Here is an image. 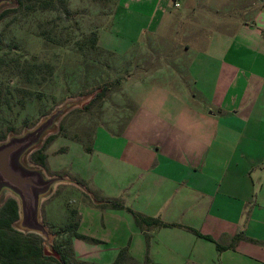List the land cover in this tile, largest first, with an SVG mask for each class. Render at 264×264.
<instances>
[{
  "label": "crops",
  "instance_id": "1",
  "mask_svg": "<svg viewBox=\"0 0 264 264\" xmlns=\"http://www.w3.org/2000/svg\"><path fill=\"white\" fill-rule=\"evenodd\" d=\"M136 1L138 139L98 129L92 150L120 143L108 158L133 172L124 206L168 225L103 209L114 257L80 256L72 238L74 257L110 264L126 247L137 264H264V0ZM128 142L135 163L121 160Z\"/></svg>",
  "mask_w": 264,
  "mask_h": 264
},
{
  "label": "rangeland",
  "instance_id": "2",
  "mask_svg": "<svg viewBox=\"0 0 264 264\" xmlns=\"http://www.w3.org/2000/svg\"><path fill=\"white\" fill-rule=\"evenodd\" d=\"M143 19L136 0H64L51 9L22 6L0 18V135L20 134L66 101L81 104L58 119L61 128L43 149L45 175L77 184L57 182L39 207L51 243L67 254L68 264L91 263L74 257L71 239L76 237L69 226L77 218V232L104 241L76 238L78 255L106 263L118 245L101 225L107 221L104 210L92 202L121 199L124 181L133 179V172L108 158L120 152V143L109 149L102 138L96 150L92 145L97 133L104 135L98 129L138 139V113L133 110L138 89L145 86L138 83V26ZM101 85L109 88L103 99L82 109L86 96ZM136 149L128 142L121 160L135 163ZM8 197L4 192L0 203ZM85 206L96 208V215L81 209L79 214ZM128 264L137 263L131 257Z\"/></svg>",
  "mask_w": 264,
  "mask_h": 264
},
{
  "label": "water",
  "instance_id": "3",
  "mask_svg": "<svg viewBox=\"0 0 264 264\" xmlns=\"http://www.w3.org/2000/svg\"><path fill=\"white\" fill-rule=\"evenodd\" d=\"M13 5L14 0H0V10ZM86 98L88 100L90 96ZM79 105L73 100L66 101L42 116L31 128L20 134L9 133L0 140V197L4 192L11 194L18 212L13 227L38 235L46 249L50 248L52 235L40 219L41 199L52 192L57 182L69 184L73 181L67 177L45 175L41 166L29 161L28 155L40 147L47 135L58 130L57 121L63 114Z\"/></svg>",
  "mask_w": 264,
  "mask_h": 264
},
{
  "label": "trees",
  "instance_id": "4",
  "mask_svg": "<svg viewBox=\"0 0 264 264\" xmlns=\"http://www.w3.org/2000/svg\"><path fill=\"white\" fill-rule=\"evenodd\" d=\"M64 0H14V5L6 7L0 10V18L9 13H14L18 8L24 6L27 8H39V9H51L55 8L56 2H63ZM93 39V38H91ZM1 49V48H0ZM0 58V64H1ZM27 76V73H26ZM109 88L106 85H101L87 102L81 107L82 109L91 106L92 102L102 100L104 93ZM61 126H58V130ZM57 130V131H58ZM7 133L0 135V140L4 139ZM56 133L47 135L39 148L29 153L28 159L31 163L36 164L44 168V162L46 155L43 151L44 146L48 143ZM97 208L105 209H123L132 218L134 225L139 230H148L151 227L166 226L168 224L161 222L155 217L146 216L140 214L131 208L124 206L121 199L118 198H105L100 201L92 202ZM17 203L13 198H6L0 204V264H68L67 254L60 253L58 248L50 244V248L46 249L42 244V239L34 233H24L13 227V222L17 219ZM78 225V218L71 223L69 230L72 232V237L87 239L92 242L98 243L99 241L93 238L88 239L84 235L76 231ZM195 235L201 236L205 239L211 240L210 237L201 235L193 228H188ZM216 249H220L223 246L215 244ZM131 261V257L128 255L126 248H121L114 260L110 264H128ZM88 264H95L93 262Z\"/></svg>",
  "mask_w": 264,
  "mask_h": 264
},
{
  "label": "built area",
  "instance_id": "5",
  "mask_svg": "<svg viewBox=\"0 0 264 264\" xmlns=\"http://www.w3.org/2000/svg\"><path fill=\"white\" fill-rule=\"evenodd\" d=\"M175 5H177V3H175Z\"/></svg>",
  "mask_w": 264,
  "mask_h": 264
}]
</instances>
